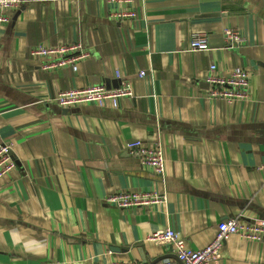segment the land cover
I'll return each mask as SVG.
<instances>
[{
	"label": "crops",
	"instance_id": "1",
	"mask_svg": "<svg viewBox=\"0 0 264 264\" xmlns=\"http://www.w3.org/2000/svg\"><path fill=\"white\" fill-rule=\"evenodd\" d=\"M102 0H23L0 24V141L17 170L0 183V264H181L160 229L206 247L218 225L264 221V0H139L136 17ZM115 15V19L112 17ZM225 29L244 42L230 46ZM205 33L206 51H191ZM80 42L90 56L44 70L38 45ZM243 67L248 98L213 94L206 78ZM147 72L145 79L139 72ZM136 93L117 108L64 109L60 91L118 87ZM161 146L167 172L141 166L126 143ZM156 191L162 205L120 210L122 191ZM210 264H264V243L233 235Z\"/></svg>",
	"mask_w": 264,
	"mask_h": 264
},
{
	"label": "built area",
	"instance_id": "2",
	"mask_svg": "<svg viewBox=\"0 0 264 264\" xmlns=\"http://www.w3.org/2000/svg\"><path fill=\"white\" fill-rule=\"evenodd\" d=\"M23 0H0V24L10 21L9 13L17 9ZM139 0H102L113 5H125L126 8L117 14L120 17H136V3ZM115 19V15L112 17ZM224 35L227 44L233 46L244 42L240 33L232 29H225ZM209 49L208 36L205 33H194L190 43L191 51H206ZM37 59H47L43 62L44 70H53L62 67H72L77 71L78 64L87 59L90 54L80 42H70L62 45H38L31 51ZM116 78L121 80L118 87L105 85H89L83 88H73L60 91L54 98V103L64 109L80 107L85 104H95L100 107L111 106L117 108L121 99L135 97L136 93L129 81L124 79L120 71H116ZM147 72L141 70L139 78L145 79ZM213 94L221 96L230 103L248 98L250 89V75L243 67H233L227 74L222 75L215 63H212L206 78ZM127 150L136 157L141 166L150 169L160 176L167 172V159L161 146L150 147L144 141L136 140L126 143ZM17 170V159L13 153L12 143L0 141V183L7 181L9 176ZM106 202L120 210L133 208L148 209L154 205H162L164 194L156 191H129L122 190L107 195ZM239 235L250 242L264 243V221L251 224H240L239 217H231L218 225L215 238L203 249H192L185 238L171 227H165L152 233L148 240L161 244H168L173 248L177 260L181 264H210L216 261L224 244L233 236ZM164 264H177L168 259Z\"/></svg>",
	"mask_w": 264,
	"mask_h": 264
}]
</instances>
